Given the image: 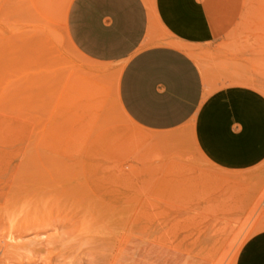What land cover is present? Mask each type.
Instances as JSON below:
<instances>
[{"label": "rangeland", "instance_id": "374dc122", "mask_svg": "<svg viewBox=\"0 0 264 264\" xmlns=\"http://www.w3.org/2000/svg\"><path fill=\"white\" fill-rule=\"evenodd\" d=\"M71 1L0 0V264H264V161L222 171L190 124L138 129L118 66L71 46ZM214 3V39L177 46L206 94L264 96V0Z\"/></svg>", "mask_w": 264, "mask_h": 264}, {"label": "crops", "instance_id": "0c3cea01", "mask_svg": "<svg viewBox=\"0 0 264 264\" xmlns=\"http://www.w3.org/2000/svg\"><path fill=\"white\" fill-rule=\"evenodd\" d=\"M72 0L65 31L86 61L119 68L118 102L141 131L190 124L197 152L211 166L241 172L264 161V96L243 86L206 94L201 71L183 47L215 36V0ZM176 44V45H174Z\"/></svg>", "mask_w": 264, "mask_h": 264}]
</instances>
